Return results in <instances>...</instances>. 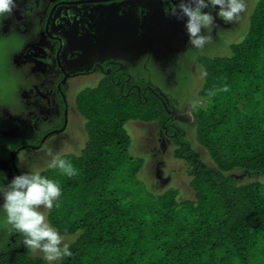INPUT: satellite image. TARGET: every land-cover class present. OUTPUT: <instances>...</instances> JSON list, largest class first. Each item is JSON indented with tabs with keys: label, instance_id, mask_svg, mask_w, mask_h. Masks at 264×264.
I'll return each mask as SVG.
<instances>
[{
	"label": "trees",
	"instance_id": "trees-1",
	"mask_svg": "<svg viewBox=\"0 0 264 264\" xmlns=\"http://www.w3.org/2000/svg\"><path fill=\"white\" fill-rule=\"evenodd\" d=\"M203 69L207 76L190 115L212 168L189 149L183 130L171 123V103L157 100L149 83L141 95L135 88L127 94L130 85L121 91L106 78L78 94L77 102L94 106L83 114L86 147L76 160L64 157L78 174L41 173L62 187L48 221L63 236H75L73 256L60 264H264V0L246 36L227 56L204 60ZM151 115L178 145L175 156L190 165L194 201H178L173 187L155 194L140 181L144 159L129 155L124 124ZM237 170L252 180L238 184ZM5 172L15 175L10 165L0 181ZM4 235L0 264H46L18 233Z\"/></svg>",
	"mask_w": 264,
	"mask_h": 264
},
{
	"label": "rangeland",
	"instance_id": "rangeland-1",
	"mask_svg": "<svg viewBox=\"0 0 264 264\" xmlns=\"http://www.w3.org/2000/svg\"><path fill=\"white\" fill-rule=\"evenodd\" d=\"M260 1L245 0L246 11L240 15L237 21L230 24L223 22L222 25L213 26L212 40L201 51L187 46L188 37L186 34L182 35L183 40L175 42L171 48L167 41L162 43L161 41L170 39L174 32L165 33L169 35L166 37L163 35L164 31H160L161 38L158 36L150 38L152 46L144 47L141 57L138 56L142 63L139 66V71L142 74L132 76V81H139L138 84L141 86L147 85V83L151 84L153 89L159 92L157 100L162 97L164 101L171 103L177 114L176 117H172V120L180 130H183L184 142L189 144V149L193 150L203 165L211 168L214 167V162L208 150L198 140L196 121L190 115L192 107L199 99L198 94L203 85V61L213 56H227L230 53V45L241 41L246 36L250 17ZM175 27L180 26L176 25ZM177 31L181 32L179 29ZM26 40L27 37L21 39L15 29L5 32L0 28V108H3L0 111L4 114L0 119V170L2 173L8 170L14 161L20 174L22 172H39L41 174L50 170L48 167L50 157L46 155L47 150L51 149L61 157L76 160L90 139L86 130V117L83 114L91 112L94 106L92 105L93 107L89 109V106H86V101H81V104L77 101L78 93L82 88L95 87L94 83L83 84L79 86V90L75 91V93L77 92V107L69 118L67 134L54 135L45 142L42 149L22 151L13 160L19 147L26 146V144L37 146L38 140L51 127L42 122L36 125L31 122L13 120L17 114L26 115L31 109L27 105V96L29 84L34 81V77L28 71L31 70L35 74L36 70L32 69L29 64L20 61V54H18ZM127 53L131 54V52ZM131 55H135L136 58L137 52ZM170 57H172L171 63L169 62ZM128 58L131 59L130 56ZM98 92L100 91L96 93ZM124 127L131 138V143L128 146L129 155L144 159L138 173L140 181L155 194L163 193L167 188L173 187L178 190V201H194L195 191L191 184L193 176L189 173L190 165L185 159L175 156L178 145L166 135L165 128L160 127L158 119L154 115L130 118L125 122ZM42 155H44L43 158H41ZM87 170L86 168L85 171ZM5 173L8 178H3L4 181H0V184H6L12 179L10 173ZM5 175L3 174V176ZM84 175L87 174L84 173ZM234 175L238 184L252 180L243 175L241 170L235 171ZM47 214L48 212L45 211L46 217ZM9 229L10 227L3 222V217L0 216V248L7 242L8 236L6 237L4 233ZM64 237L68 244L75 239V236ZM31 255L43 258L39 252H31Z\"/></svg>",
	"mask_w": 264,
	"mask_h": 264
},
{
	"label": "flooded vegetation",
	"instance_id": "flooded-vegetation-1",
	"mask_svg": "<svg viewBox=\"0 0 264 264\" xmlns=\"http://www.w3.org/2000/svg\"><path fill=\"white\" fill-rule=\"evenodd\" d=\"M177 2L39 0L38 4L30 6L34 9L30 17L23 16L25 5L21 4V11L14 13L12 19L3 21L0 24L3 31L15 29L21 39L27 37L25 45L19 50V59L36 70L35 74L28 71L34 77V81L29 84L27 96V105L31 109L26 115L17 114L13 120L36 125L42 122L51 126L40 138L42 141L51 133L43 144L38 140L37 146L26 144L19 147L13 160L22 151L42 149L45 142L54 135L67 134L69 118L77 107L75 91L79 90V86L94 83L97 87L103 80L110 78L115 80L121 91L125 85H130L127 94L131 88H135L138 95L144 93L145 86H138L132 81V76L142 74L139 71L142 64L139 57L144 47L152 46L150 38H161L162 30L163 35L169 37L167 32L173 31L174 35L170 39L161 41H167L171 48L175 42L184 39L183 21L169 14ZM208 11L215 16L214 9ZM222 24L223 21L214 20V26ZM176 25L180 27L176 28ZM177 29L181 32L178 33ZM127 52H137L136 58ZM172 57L169 58L170 63ZM95 87L88 86L82 90ZM147 88L158 97L159 92L151 84ZM168 111L173 114L170 119L172 123L175 111ZM10 174L12 178L17 175Z\"/></svg>",
	"mask_w": 264,
	"mask_h": 264
},
{
	"label": "clouds",
	"instance_id": "clouds-1",
	"mask_svg": "<svg viewBox=\"0 0 264 264\" xmlns=\"http://www.w3.org/2000/svg\"><path fill=\"white\" fill-rule=\"evenodd\" d=\"M38 3L39 0H0V24L21 11V4L25 5L23 16L30 17L34 11L30 6ZM210 8L215 10V16L208 11ZM245 11V0H178L169 14L183 21L188 37L187 46L201 51L212 40L211 30L215 19L230 24ZM202 76L206 77L207 72H203ZM8 111L12 114L10 109ZM3 116L0 111V119ZM46 155L50 157L49 169L68 178L78 174L71 160L51 149L47 150ZM61 196V185L39 172H22L10 182L0 184V216L3 222L22 237L25 249L41 253L46 264H60L65 258L73 256L65 237L45 215V211L50 213L54 207H58Z\"/></svg>",
	"mask_w": 264,
	"mask_h": 264
},
{
	"label": "water",
	"instance_id": "water-1",
	"mask_svg": "<svg viewBox=\"0 0 264 264\" xmlns=\"http://www.w3.org/2000/svg\"><path fill=\"white\" fill-rule=\"evenodd\" d=\"M165 107H166V106H165ZM168 112L170 113V111H168ZM49 134H51V133H49ZM49 134H48V135H49ZM48 135H46V136L42 139L41 143L44 142V140L47 138ZM16 152H18V151H16ZM15 154H16V153H15ZM14 156H15V155H14ZM14 156H13V158H14ZM12 166H13V168H14L15 173H17V175H19L18 170H17V168H16V165H15L14 161H12ZM21 243H22V241H21Z\"/></svg>",
	"mask_w": 264,
	"mask_h": 264
}]
</instances>
